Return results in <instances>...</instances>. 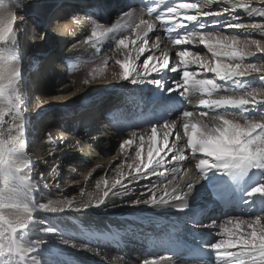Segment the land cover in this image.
<instances>
[{"label": "bare ground", "instance_id": "1", "mask_svg": "<svg viewBox=\"0 0 264 264\" xmlns=\"http://www.w3.org/2000/svg\"><path fill=\"white\" fill-rule=\"evenodd\" d=\"M19 2L23 4V9L22 11L18 10L17 15L24 17L22 19L23 23L34 18V24L36 25V30H33L34 25H30L31 30L28 31L26 36V45L30 42L35 43L38 40L37 35L42 31L45 35L44 45L46 44L48 48L38 55L37 64L42 65L43 72L39 79L41 87L37 88L34 94L32 103L34 109L30 112V124L27 125L24 122L27 114L20 112L18 120L13 121V116L10 117L5 131L11 130L14 123L24 122V141L28 147L26 158L29 163H33V167L40 169V171L46 166V164L41 163L44 160H47L48 164L52 162L53 167L57 164L59 173L65 170L70 162H73L70 165V170L76 171L77 175L80 171L79 165L86 166V171L80 173L79 179L75 181L68 180L62 190H56L51 185L48 189L40 187L34 190L30 198L32 203L37 204L36 201L40 200L38 205L49 201L55 204L64 199L72 198L79 201L82 199L81 189L86 193L98 194L96 180L101 177H105L109 181L117 178L114 169L125 163L126 154L128 156L134 155L135 141L133 146L126 150V153L120 149V145L125 139L132 138V132H137L138 136L144 135L145 140H147L151 135V129L155 127L157 129L156 145L159 147L160 141L163 139L164 124L176 122L177 127L182 131L181 116L185 110L192 111L194 114L207 111L208 116L205 117V122L209 123L210 126L213 123L211 118L215 113L210 109L199 106L200 94L190 93L191 103H188L187 97L181 95L179 91L172 90L175 82L182 79V73L165 70L162 73H152L149 77L138 80H133L131 77L120 79L119 75L123 72V67L117 64L116 61L125 58L123 51L118 52L115 48L117 43L115 37H121L120 32L111 34L101 42V45H98L99 50H102L103 53L97 58L94 53L95 49L84 43L86 35L90 34L91 25L83 30H78L75 37L57 35L52 31L57 22L68 21L69 15L73 11L94 15L95 17H91V19L97 18L107 26H113L121 20L125 11L138 13L143 9L145 13L143 18L149 19L144 6L147 2H150V7H152L161 6L163 2H171L174 6V4L193 3V1L46 0L45 2V0H19ZM238 2H241V5L248 3L251 7L264 4V0H238ZM224 3L229 4L230 2L229 0H204L201 5L204 6L205 11L219 13L220 15L201 17L200 21L188 25L187 29H176L175 31H177V34L183 35L185 31L197 30L199 24L203 22L207 24V31L222 33L225 36H238L242 40H258L264 43V35L257 29L228 28L225 30L223 25L230 22V19H235L245 7H237L235 11L230 10L227 12L223 8L216 12L215 9ZM255 7L257 8V6ZM260 8L259 6L258 10H261ZM229 12L232 13L231 17ZM195 14L194 9H181L180 16L176 19H184L186 15ZM111 17L113 21L109 23L108 20ZM215 21H219V23H213ZM136 22L138 23V20ZM154 23L156 27L152 33H149L147 50L135 61L138 72L143 71V61L153 51L157 56L161 55L162 51L168 52L170 65L177 59V52L184 48L212 59V54L208 51L206 45H173L172 40L169 39L172 34H169L166 28H161L160 21L154 20ZM260 23H264V20ZM29 24L28 22V26ZM68 30H73L71 24L68 25ZM135 31V29L131 31L127 28L122 29L123 36L129 39H135ZM81 35L83 42H76V39L80 38ZM157 36L161 42L160 49L153 50L152 45ZM141 42V40H137L136 44L129 45V48L134 49ZM110 43H114L111 49L109 48ZM25 53L24 56H17L19 64L21 69H25V67L30 69L31 65L35 63L33 60L35 53L30 55V50H25ZM29 55L28 65H24V59ZM108 55H112V59L108 61L107 65H104L103 60ZM260 60H264V55L257 53L256 56L249 57L246 62L259 63ZM80 70H84V73L78 75ZM188 70L196 72V78H216L217 82L232 84L231 81H219V78L215 77L213 73L205 75L199 65L196 64H189ZM100 73H104L103 78H101ZM55 75L56 78L53 80ZM93 75L96 77L94 80L91 79ZM65 78L70 80L69 83L64 82L60 88L55 87L58 80L63 81ZM85 78L91 80L90 85L84 86L82 84ZM240 79L242 81L241 90L247 88L264 90V79L260 78L259 73H252ZM154 80L162 81V83H154ZM51 91H58L59 94L48 96V92ZM104 93L110 94V97L98 99L99 101L95 102L93 100L84 109L77 105L85 102L87 98L91 100ZM172 103H176V106H179L180 109L170 113V110L166 111V109ZM112 109L115 110L121 121L133 120L137 116H142L141 111L145 109L151 110L154 115L150 124L141 128L134 127L123 131L124 126H116L108 118ZM164 111L170 114L169 120L161 119L159 112ZM228 111L239 113L242 109L230 108ZM260 114H264V104L255 107L249 106L248 115L256 116ZM66 116L67 119H65ZM68 121L72 125H69ZM99 124H101L100 127ZM96 128L98 131L91 135L90 132H93ZM45 131L51 134L52 141H49L47 136L42 140L38 139ZM175 131L176 129L172 130L173 135L169 136V143L173 142ZM0 138H7L1 130ZM76 141H79V144ZM49 153H55V155H49ZM189 153L190 149H185L184 154L189 155ZM173 154L175 153L169 154L167 158L171 159ZM75 162L78 166H74ZM98 164L102 167L97 168ZM187 167L191 169L192 164H188ZM93 169H96L95 172L92 171ZM124 171L126 175L127 169L125 168ZM250 171L251 169L247 170L248 180L250 179ZM89 173L92 174L89 175ZM232 177L233 173L230 170L216 168L203 173L202 179L195 185L194 191L188 197L189 207L183 211L178 210L171 203L159 206L128 203L137 199L141 193H145L143 198H148L150 195L148 188L152 187L153 182H155L157 188L163 187V184L167 181L160 177H153L152 180L144 179L139 183L130 185L129 187L133 188V191L117 194L98 206H90L83 210L64 209L62 211H52L41 209L42 214L54 217L58 224L64 227L66 233L56 240H48L43 243L37 242V244L52 251L56 255L55 259L60 264H143L146 259L159 261L161 257L165 258V264H199L183 258L186 255L182 250L185 246L183 239H195L197 234H201V239L210 241L209 245L212 247L220 238H228L227 233L222 236L219 235L220 230L218 227L211 226L212 221L223 224L225 220L247 221L254 220L256 216H264V201L260 203V199L264 194H255L247 198V205L242 208L232 209L231 213L220 219L214 216L211 220H206V218L212 216L209 208L219 203V199L212 198L209 190L213 187L218 188L223 180H231ZM48 178L46 177V179ZM168 179H171V176ZM260 183H264V176L256 185ZM1 186L2 183H0V189ZM67 189H74L76 194L69 196ZM162 194L157 193L158 196ZM172 203L179 204L178 201ZM67 214L71 215L69 220ZM226 227L231 226L226 225ZM243 230L247 231V229ZM25 238L30 240L29 236H25ZM177 247L180 249V253L175 257L172 253H169V249H176ZM231 250L238 251V249ZM13 264H18L17 260Z\"/></svg>", "mask_w": 264, "mask_h": 264}, {"label": "snow or ice", "instance_id": "2", "mask_svg": "<svg viewBox=\"0 0 264 264\" xmlns=\"http://www.w3.org/2000/svg\"><path fill=\"white\" fill-rule=\"evenodd\" d=\"M229 2L236 4L237 7L249 8L248 16H258L264 19V10L251 9L248 3L241 5L238 0H229ZM181 9H194L196 14L186 15L184 19H176L180 16ZM18 10L22 11V9ZM224 11L227 12L228 9L225 8ZM75 13L78 12L73 11L69 17ZM84 14L88 19L77 17L76 23L72 25L73 30L78 31L81 25L85 27L91 25L90 34L86 35L84 43L91 45L93 49H97V46L101 45V42L111 34L121 33V37H115L117 40L115 48L118 52L123 51L125 57L123 60L116 61L123 67V72L119 75L120 79L131 77L133 80H138L165 70L182 73V79L175 82L172 90L179 91L181 95L187 97L188 103H191L190 93L200 94L199 106L215 113L211 118L213 123L210 126L205 122V117L208 116L207 111L194 114L192 111L185 110L181 116L182 131L177 127L176 122L164 124L163 139L159 147L156 145L157 129L155 127L151 129V135L147 140L144 135L138 136L137 132H132V138L125 139L120 149L126 153L135 141L134 155L126 154L125 163L114 169L117 178L109 181L101 177L96 180L98 194L86 193L81 189L82 199L79 201L75 198L64 199L55 204L49 201L36 207L52 211L83 210L90 206L101 205L117 194L133 191L134 189L129 186L141 180L160 177L167 181L163 187L157 188L153 182L152 187L148 188L150 193L148 198H143L145 193H141L137 199L128 203L153 206L171 203L172 206L183 211L189 207L188 197L194 191L195 185L202 179L203 173L213 168L236 172L264 168V114L248 115L249 106L264 104V90L256 88L241 90L242 81L240 79L252 73H259L260 78L264 79V60H260L259 63L246 62L249 57L256 56L257 53L264 55V43L207 31V24L203 22L195 31H185L183 35L177 34L176 29H187L188 25L200 21L201 17L220 15L205 11L204 6L197 3L174 4L172 7H166V11H161L159 6L146 7V15L149 19L143 18L145 15L143 9L138 13L125 11L121 20L113 26H107L97 18L91 19L95 17L94 15ZM153 14H155L154 18ZM229 16H232L231 12ZM154 20L160 21L161 28H166L169 34L174 33L171 41L173 45L204 44L211 52L212 59L184 48L177 52V59L170 65L168 52L162 51V54L157 56L153 51L144 59L143 71L138 72L135 61L147 50L149 33H152L156 27ZM213 23H219V21ZM17 24H23V20L16 21L15 25ZM169 24L171 26H168ZM125 28L129 31L136 30L135 39L123 36L122 29ZM223 28L225 30L228 28L257 29L264 33V23L244 25L227 22ZM17 40L18 35L14 31V34L4 43L10 45L8 52L19 62ZM137 40H141V44L130 49L129 45H135ZM160 43V38L157 36L152 49H160ZM189 57L192 58L188 59ZM110 59L112 55L106 56L103 64L107 65ZM189 64L199 65L205 75L213 73L219 81H231L232 84L217 82L216 78H196L197 73L188 70ZM22 75L20 67L19 74L14 76L6 86L0 87V105H7V112L13 114V121L19 119L21 104L24 103L19 87ZM103 75L104 73H100L101 78ZM95 78L93 75L91 79ZM153 82L162 83L156 80ZM90 83L91 80H89V85ZM230 108H241L242 111L231 112L228 111ZM5 112L0 113V124L4 121ZM14 127L16 135H11V130H9L6 139L0 138V183L3 185L0 189V264H13L16 260L25 261V264H35L29 255L32 249L26 247L23 241V233L34 219V208L29 206L32 192L40 187L48 189L50 185L44 182L45 178L42 174L37 175L33 171V163H29L26 158L24 122L14 123ZM173 129H176L174 140L169 143V136L173 135ZM46 135L48 140L52 141L51 134ZM76 143L79 144V141ZM185 149H190L189 155L184 154ZM173 152L175 154L168 159V155ZM49 155H55V153H49ZM41 163L47 165L48 161L44 160ZM188 164H192L191 169L187 167ZM96 167L102 166L98 164ZM125 168L127 169L126 175ZM95 170L92 171L95 172ZM59 176L60 173L54 171L53 179L56 180ZM169 176L171 179H168ZM34 177H39V179H34ZM56 188L60 190L59 183L56 184ZM157 193L163 194L158 196ZM255 194H264V183L252 188L250 195ZM174 201H178L179 204L172 203ZM19 212L24 213L22 218L11 215ZM226 225L231 227H226ZM211 226L219 228L220 236L224 233L228 234L227 239L220 238L212 245L219 260L223 259L224 264H264V216H256L254 220L247 221L225 220L223 224L212 221ZM231 249H238V251ZM143 264H165V258L161 257L159 261L146 259Z\"/></svg>", "mask_w": 264, "mask_h": 264}, {"label": "rangeland", "instance_id": "3", "mask_svg": "<svg viewBox=\"0 0 264 264\" xmlns=\"http://www.w3.org/2000/svg\"><path fill=\"white\" fill-rule=\"evenodd\" d=\"M191 1H193V3L195 2V3H199V4L204 3V0H191ZM205 1H207V0H205ZM45 2H46V0H45ZM238 3H241V2H238ZM255 6H257V8ZM259 6L261 7L260 8L261 10H264V4H261ZM259 6L253 5L251 7V9L258 10ZM223 8L224 9L227 8L228 11H230V10L235 11L237 6H236V4H232V3H229V4L224 3V4L220 5L219 8L215 9V11L217 12L218 10H221ZM249 10H250L249 8L243 9L242 13L238 14L239 20L238 21L235 20V19H237V17H235V19H230V22L231 23H241V24L243 23L244 25H247L248 22H249L248 24L260 23L264 20V19L259 18L257 16L256 17L248 16L247 12ZM28 20L26 23L17 24L14 26V31H16L17 35H18L17 56L18 55L24 56L26 54L25 50H30V55L32 53H35L33 56V60L35 62V63H33L34 66L31 65L30 69H28V67H25V69H22V73H23L22 82L19 85L21 99L24 101V103L21 104L20 112L27 114V117L24 119V122L27 125L30 124V118H31L30 112H32V110L34 109V105L32 104L34 101V94H35L37 88L41 87V85H39V79H40V76L42 75L43 67H42V65L40 66L37 64L38 55L42 51H45L48 48L46 44L44 45L45 35L42 33V31L37 35L38 40L35 43L30 42L28 45H26V41H27L26 36L28 35V31L31 30V26L34 25L33 30H36V25L34 24L35 19L31 18V20L30 19H28ZM17 21H20V19H18ZM112 21H113V18L111 17L108 20V22L111 23ZM28 22L30 23L29 26H28ZM88 27H89V25H88ZM263 35H264V33H263ZM76 42H79V43L83 42L82 35L80 36V38L76 39ZM110 44L111 45H109L110 46L109 48L111 49L112 45L114 43H110ZM94 53L96 54V57L98 58V56L100 57L101 53H103V52H102V50H99V48L97 46V49L94 50ZM30 55L27 56L26 59H24L25 60L24 65H26V64L28 65ZM31 71H33V72H31ZM83 71L84 70H80V72H78V75L84 73ZM38 74H39V76H38ZM55 78H56V75L53 77V80ZM69 81L70 80L68 78H65L63 81L58 80V82H56V84H55V87L60 88V86L64 82L69 83ZM57 94H59L58 91H51V92H48L47 95L48 96H54ZM108 97H110V94L104 93V94H101V95L91 99V100H89V98H87V100L85 102L79 103L77 105H78V107H82L81 109H84L93 100L95 102V101H99L98 99H105ZM11 116H13V114L6 111L4 121L2 122V124H0V130L2 131V133L6 137L8 136L9 131H5V130H6L7 124L9 123ZM67 118L68 117L66 116L65 119H67ZM68 123H69V125H72L69 121H68ZM100 125L101 124H99V127H100ZM101 130H103V129H101ZM95 131H98V129L97 128L94 129V131L90 132V134L93 135L95 133ZM46 132L47 131H45V133L43 132V134L38 139H41V140L44 139L47 136ZM16 134L17 133L15 130V127L13 126V128L11 129V135H16ZM26 150H28V147H26ZM79 161H81V160H79ZM72 163L73 162L69 163V165L65 168V170H63L60 173V176L56 180L53 179V175H54V171L58 172L59 168L57 167V164L55 165V167H53L52 162L47 164L41 171H40V169L35 168V167L33 168V171L36 172L37 175L42 174L45 178L44 182L48 183L52 187L54 186L53 188H55L56 190H57L56 184L59 183V189L62 190V188L65 187V184L68 182V180H74L75 181L76 179H79L80 173H83L84 171H86V166L81 164V166L79 165L80 171H79V174L77 175L76 171L70 170V167H71L70 165ZM74 164H75L74 166H78V164L76 162ZM70 175H73V176H70ZM46 177H49V178L46 179ZM34 179H39V177H34ZM53 181H55V182H53ZM2 187H3V185L1 186V189H2ZM67 194L69 196H74L76 194V192H74V189H70V190H68ZM39 201L40 200L36 201L37 204L35 202L32 203V201H30V203H29V206L34 208V213H33L34 219L31 222V224L29 225V227L23 233V241H24L26 247H29L32 249V251L30 252L29 255H30L31 259L35 261V264H52V263L53 264H60L59 261L57 262V260L55 259L56 255L52 251H49V250L41 247L40 245L37 244V242L43 243V242H46L48 240H56V239L60 238V236L64 235L66 233V230L63 229L64 228L63 226L58 224V222L56 221V219H54V217H50L47 214L41 213V208L36 207L38 205ZM211 215L212 216H209L208 218H206L207 221L211 220L212 217H214V216H216V218H218V219L223 217L221 215H216L215 213L213 214L212 212H211ZM66 216L68 217L67 219L69 220L71 215L67 214ZM211 229H215V228H211ZM25 236H29L30 240H27L25 238ZM17 262H18V264H25V261L17 260Z\"/></svg>", "mask_w": 264, "mask_h": 264}, {"label": "clouds", "instance_id": "4", "mask_svg": "<svg viewBox=\"0 0 264 264\" xmlns=\"http://www.w3.org/2000/svg\"><path fill=\"white\" fill-rule=\"evenodd\" d=\"M18 9H23V4L19 0H0V87H4L8 82L19 74L20 64L12 54L8 52L10 45L4 43L14 34V26L18 19L22 20L24 17H18ZM77 17H86V14L75 13L66 22H57L52 31L57 35H67L75 37L77 30H68V25H74ZM84 25H81L79 30H83ZM84 86L89 85V79L85 78L82 81ZM7 105H0V113L7 111ZM16 217H23L24 213H12Z\"/></svg>", "mask_w": 264, "mask_h": 264}]
</instances>
